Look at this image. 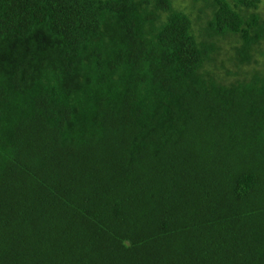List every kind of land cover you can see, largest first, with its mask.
I'll use <instances>...</instances> for the list:
<instances>
[{"label":"trees","instance_id":"16d2710c","mask_svg":"<svg viewBox=\"0 0 264 264\" xmlns=\"http://www.w3.org/2000/svg\"><path fill=\"white\" fill-rule=\"evenodd\" d=\"M263 0H0V264H264Z\"/></svg>","mask_w":264,"mask_h":264},{"label":"rangeland","instance_id":"374dc122","mask_svg":"<svg viewBox=\"0 0 264 264\" xmlns=\"http://www.w3.org/2000/svg\"><path fill=\"white\" fill-rule=\"evenodd\" d=\"M258 12H259V15L264 18V0L262 1V4L260 3V8Z\"/></svg>","mask_w":264,"mask_h":264}]
</instances>
